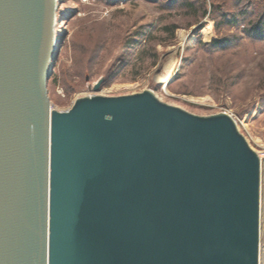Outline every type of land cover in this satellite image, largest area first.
Segmentation results:
<instances>
[{
  "label": "water",
  "instance_id": "water-1",
  "mask_svg": "<svg viewBox=\"0 0 264 264\" xmlns=\"http://www.w3.org/2000/svg\"><path fill=\"white\" fill-rule=\"evenodd\" d=\"M59 1L0 0V264H260L262 161L230 115L53 108Z\"/></svg>",
  "mask_w": 264,
  "mask_h": 264
},
{
  "label": "rangeland",
  "instance_id": "rangeland-1",
  "mask_svg": "<svg viewBox=\"0 0 264 264\" xmlns=\"http://www.w3.org/2000/svg\"><path fill=\"white\" fill-rule=\"evenodd\" d=\"M56 34L48 88L59 112L83 97L152 91L234 119L262 161L264 264V0H60Z\"/></svg>",
  "mask_w": 264,
  "mask_h": 264
},
{
  "label": "bare ground",
  "instance_id": "bare-ground-1",
  "mask_svg": "<svg viewBox=\"0 0 264 264\" xmlns=\"http://www.w3.org/2000/svg\"><path fill=\"white\" fill-rule=\"evenodd\" d=\"M58 43V42H57ZM60 44L58 43L57 50L59 49Z\"/></svg>",
  "mask_w": 264,
  "mask_h": 264
}]
</instances>
